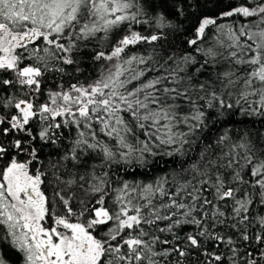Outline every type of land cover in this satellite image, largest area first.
Returning a JSON list of instances; mask_svg holds the SVG:
<instances>
[{
    "label": "snow or ice",
    "instance_id": "snow-or-ice-1",
    "mask_svg": "<svg viewBox=\"0 0 264 264\" xmlns=\"http://www.w3.org/2000/svg\"><path fill=\"white\" fill-rule=\"evenodd\" d=\"M0 264H264V0H0Z\"/></svg>",
    "mask_w": 264,
    "mask_h": 264
},
{
    "label": "trees",
    "instance_id": "trees-1",
    "mask_svg": "<svg viewBox=\"0 0 264 264\" xmlns=\"http://www.w3.org/2000/svg\"><path fill=\"white\" fill-rule=\"evenodd\" d=\"M207 9H208V13L209 14H212V12H213V5H212V3H209L208 5H207ZM161 168H164V167H167L166 165H163V164H161V166H160ZM136 179H144V177H136Z\"/></svg>",
    "mask_w": 264,
    "mask_h": 264
}]
</instances>
